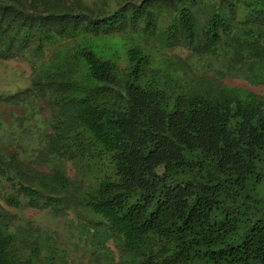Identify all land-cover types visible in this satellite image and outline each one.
<instances>
[{
    "label": "trees",
    "instance_id": "obj_1",
    "mask_svg": "<svg viewBox=\"0 0 264 264\" xmlns=\"http://www.w3.org/2000/svg\"><path fill=\"white\" fill-rule=\"evenodd\" d=\"M113 2L0 0V264H264V0Z\"/></svg>",
    "mask_w": 264,
    "mask_h": 264
},
{
    "label": "rangeland",
    "instance_id": "obj_2",
    "mask_svg": "<svg viewBox=\"0 0 264 264\" xmlns=\"http://www.w3.org/2000/svg\"><path fill=\"white\" fill-rule=\"evenodd\" d=\"M108 2L111 6L114 5L113 0H108ZM32 70L31 61L26 57L14 59L0 57V94L14 93L30 86ZM225 81L256 93L264 94V85H252L245 80L234 77H226ZM67 170L69 174H72L70 163L67 165ZM21 202V206L17 209L4 203L2 204L9 211L18 214L20 219L30 218L35 224L40 225L43 229L56 236L59 242L65 243L72 251L75 250L78 255L80 254L81 248L78 245L82 244V240L75 233L76 230L74 228L78 221L74 219L73 213H69L68 216L66 215L60 219L51 218L43 211L28 208L24 201Z\"/></svg>",
    "mask_w": 264,
    "mask_h": 264
}]
</instances>
